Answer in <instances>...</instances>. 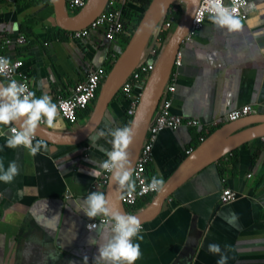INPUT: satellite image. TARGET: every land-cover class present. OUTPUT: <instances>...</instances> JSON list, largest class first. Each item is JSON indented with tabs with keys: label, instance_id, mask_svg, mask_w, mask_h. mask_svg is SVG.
Wrapping results in <instances>:
<instances>
[{
	"label": "crops",
	"instance_id": "0c3cea01",
	"mask_svg": "<svg viewBox=\"0 0 264 264\" xmlns=\"http://www.w3.org/2000/svg\"><path fill=\"white\" fill-rule=\"evenodd\" d=\"M126 4L137 20L133 1ZM208 17L194 41L181 46L182 64L172 97L175 114L196 118L203 125L161 131L147 169L149 178L166 181L186 152L202 142L201 136L229 122L228 113L235 108L251 104L257 113H264V0H255L237 32L217 28ZM20 35L27 41L8 45L5 53L9 59L23 60V78L36 96L47 94L53 102L71 93L92 68L108 63L111 53L119 55L126 36L109 42L98 28L73 39L56 25L50 0H0V37ZM140 91L134 87L133 95ZM91 103L92 108L79 112L76 125L56 118L50 129L67 133L82 128L96 100ZM129 104L124 94L115 97L92 137L100 130L124 127ZM0 132L7 128L0 127ZM5 140L0 134V146ZM110 140L88 139L75 146L45 141L48 149L35 157L23 147L0 150L5 167L11 161L19 167L12 183L0 182V264H83L84 255L92 264L97 246L88 238L97 231H89L87 224L97 218L87 217L79 208L89 192L106 194V187L93 189L98 179L90 171L106 159L100 149L110 150ZM225 187L239 194L228 205L220 203ZM153 198L131 211L144 209ZM141 235L143 240L135 242L142 255L135 264H216L219 257L208 251L210 243L222 250L232 246L228 264H264V142L260 137L250 140L200 170L166 200L157 219L142 226ZM49 253L58 259L53 261Z\"/></svg>",
	"mask_w": 264,
	"mask_h": 264
},
{
	"label": "water",
	"instance_id": "95a60500",
	"mask_svg": "<svg viewBox=\"0 0 264 264\" xmlns=\"http://www.w3.org/2000/svg\"><path fill=\"white\" fill-rule=\"evenodd\" d=\"M183 2L182 13L168 34L159 52L155 67L141 91L136 111L131 118L133 124V140L129 145V159L134 169L143 146L147 131L153 121L154 114L160 104L162 94L173 69L177 52L181 49L182 40L189 31L192 18L200 0H152L143 11L125 48L109 70L103 82L90 119L80 129L62 133L50 128L40 127L36 138L43 139L53 145H79L90 139L103 120L110 103L120 92L126 78L147 57L149 42L162 26L172 5ZM56 25L64 30H78L88 26L105 8L107 0H88L86 5L76 14L67 13L64 0H50ZM149 51V50H148ZM0 81H2L0 79ZM264 135V113H253L235 121H229L215 128L200 144L193 148L174 173L165 181L164 189L157 193L151 202L136 215L142 226L157 219L164 204L175 191L200 170L239 148L241 145ZM106 194L125 213L131 214L122 204L123 192L116 185L109 183Z\"/></svg>",
	"mask_w": 264,
	"mask_h": 264
},
{
	"label": "clouds",
	"instance_id": "9594fccd",
	"mask_svg": "<svg viewBox=\"0 0 264 264\" xmlns=\"http://www.w3.org/2000/svg\"><path fill=\"white\" fill-rule=\"evenodd\" d=\"M78 2V0H77ZM233 6H225L223 0H206L208 19L217 28L229 32L240 31L244 27L241 18L236 14L237 0H232ZM10 60L0 57V75L7 77ZM57 116V104L47 94L36 96L25 83L8 79L7 83L0 81V127L7 128L6 140L3 147L8 149L25 148L29 155L35 157L48 149L43 139H36L37 130L41 123L49 128L54 126ZM133 124L115 129L100 130L95 138L110 137L111 149L101 148L106 159L93 167L90 175L99 179L103 174H109L110 183L116 185L121 192L129 195L136 191V180L133 179L134 169L129 159L128 148L133 140ZM90 136V141L95 139ZM35 141V142H34ZM19 174L15 161L7 167L0 160V182L10 184ZM143 184V182H141ZM165 187L162 177L153 176L147 186L142 187L141 195L148 191L161 192ZM89 218H102L99 225L89 224V230H96V236H90L88 243L97 246V254L92 264H135L140 259L141 246L136 240H143L142 224L136 215L125 213L111 199L110 195L101 191H92L83 200L79 208ZM234 249L230 245L221 246L216 243L208 244V251L218 255L216 264H228V252ZM53 261L58 259L56 253H49ZM69 264H75L70 261ZM83 264H89V257L83 256Z\"/></svg>",
	"mask_w": 264,
	"mask_h": 264
},
{
	"label": "built area",
	"instance_id": "2783aa9c",
	"mask_svg": "<svg viewBox=\"0 0 264 264\" xmlns=\"http://www.w3.org/2000/svg\"><path fill=\"white\" fill-rule=\"evenodd\" d=\"M88 0H64V5L67 13H77L81 10L87 3ZM127 0H107L105 8L103 11L86 27L78 30H70L69 34L73 39H81L87 37L90 32L94 29L102 28L105 33V37L109 42L116 41L118 38L130 34V32L135 30L138 21L129 18L125 14V7ZM182 3H175L174 5L179 4L182 6ZM225 6H233L232 0H223ZM237 8L236 14L245 20L247 15L255 7V0H237L235 5ZM170 8L168 14L171 12ZM209 12L207 11L206 0H200V3L194 13V16L191 21L189 31L184 36L182 44L185 42H192L197 35L199 29L203 26ZM178 17L170 15L169 19H165L162 26L156 31V34L153 35L152 41L153 44L150 46L149 51L147 52V57L140 61L137 67L131 72V74L126 78L122 84L120 91L127 97L130 98V104L128 108V122L126 125H129L131 118L136 111V107L139 101L141 91L146 83L147 78L149 77L151 71L155 67V62L159 55V52L164 43L161 32L166 31L167 36L174 29ZM132 32V33H133ZM27 41V38L24 35H20L17 38L11 37H0V57L8 58L5 53V48L10 44H23ZM118 57V53L113 52L107 58L108 63L101 64L97 67L92 68L85 79L79 81L72 89L71 93L66 94L65 96L57 97L55 103L57 104V116L56 118L63 119L68 122L70 125H76L78 123L79 117L78 114L80 111H85L88 109L90 102L96 100L99 94V90L106 79V76L111 69V66L114 64L115 60ZM9 59V58H8ZM10 65L8 69L7 77L0 75V79L7 83L8 79H15L18 82L25 83L30 91L35 92L30 83L23 78V73L21 72V67L24 62L21 59H9ZM182 64V55L181 49L177 52L173 69L168 79V82L165 86L164 92L162 94L160 104L154 114L153 121L147 131L146 138L144 140L143 146L140 150L139 156L134 166L133 179L136 180V191L129 195L127 192H123L121 197V202L123 206L131 213V209H134L141 201L148 198L155 197L157 192L148 191L147 193L140 194L142 187L147 186L150 183L151 178L147 176V169L149 165L154 160L153 149L157 142L158 135L161 131L171 128L179 129L183 126H201L203 125L200 120L196 118H185L182 115L175 114L172 111V97L177 88V79H178V68ZM110 67V68H109ZM140 87L141 91L138 95H133L134 87ZM36 94V92H35ZM264 109V106H263ZM258 108H255L251 104H245L238 108H235L228 113V120L235 121L247 115L257 113ZM55 118V120H56ZM54 120V123H55ZM41 126L49 128L45 123H41ZM206 136H201V141L205 139ZM261 141L264 142V135L260 136ZM192 148L186 152L189 155L192 152ZM250 175V174H249ZM109 174H103L93 185V189L105 188L109 183ZM143 182V184L141 183ZM239 198V194L231 190L230 188H223L220 194V203L222 205H228ZM100 219L97 218L87 224V229L89 224L99 225ZM93 231V230H89Z\"/></svg>",
	"mask_w": 264,
	"mask_h": 264
},
{
	"label": "trees",
	"instance_id": "16d2710c",
	"mask_svg": "<svg viewBox=\"0 0 264 264\" xmlns=\"http://www.w3.org/2000/svg\"><path fill=\"white\" fill-rule=\"evenodd\" d=\"M134 4H132L133 8H134V11L138 12L139 13V17L137 19V21L139 22L140 19L142 18V15H143V11L148 7V5L150 4V2L152 0H132ZM172 10L169 14H167L166 16V19H169L170 18V15H174L175 17H178L181 13H182V7L177 4V5H172ZM136 9V10H135ZM125 14L129 17V18H132V14H131V11L129 10V7L126 5L125 7ZM133 30L130 32V34L126 35L124 37L125 39V42L128 43V41L130 40L131 38V34H132ZM161 37L163 39V41L165 40V38L167 37V32L166 31H163L161 32ZM112 67V66H111ZM110 68V67H109ZM123 94L121 91L117 94V96ZM116 96V97H117ZM234 151V150H233Z\"/></svg>",
	"mask_w": 264,
	"mask_h": 264
},
{
	"label": "rangeland",
	"instance_id": "374dc122",
	"mask_svg": "<svg viewBox=\"0 0 264 264\" xmlns=\"http://www.w3.org/2000/svg\"><path fill=\"white\" fill-rule=\"evenodd\" d=\"M132 35V34H131ZM153 44V41H152V39H151V41L149 42V46H148V48H147V52H148V50H149V48H150V46ZM127 45V43L125 42V39H123L122 41H121V48L123 49V48H125V46ZM94 101V100H93ZM92 103L90 102V104L89 105H91ZM90 108H92V105L90 106Z\"/></svg>",
	"mask_w": 264,
	"mask_h": 264
}]
</instances>
